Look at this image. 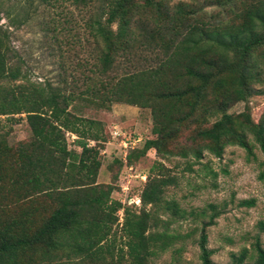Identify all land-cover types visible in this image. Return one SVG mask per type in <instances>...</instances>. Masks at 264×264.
Listing matches in <instances>:
<instances>
[{
	"label": "trees",
	"instance_id": "1",
	"mask_svg": "<svg viewBox=\"0 0 264 264\" xmlns=\"http://www.w3.org/2000/svg\"><path fill=\"white\" fill-rule=\"evenodd\" d=\"M53 1L88 8L84 26L96 53L69 91L17 83L23 77L9 64L0 26V264H153L168 251L179 259L194 233L199 264H213L206 229L221 210L186 209L167 197L176 178L163 163H196L203 153L219 159L231 146L249 157L256 147L264 157V114L254 122L246 106L264 95V0ZM77 101L149 111L153 138L129 150L125 164L116 160L132 167L148 150L159 158L142 182L138 210L111 199L113 184L96 183L102 126L67 110ZM235 103L242 110L228 113ZM21 115L31 139L11 148L1 130ZM63 133L75 136L78 151L67 149ZM257 180L264 181V163ZM187 221L196 226L180 232ZM257 228L264 232V223ZM229 258L264 264V249L254 237Z\"/></svg>",
	"mask_w": 264,
	"mask_h": 264
},
{
	"label": "rangeland",
	"instance_id": "2",
	"mask_svg": "<svg viewBox=\"0 0 264 264\" xmlns=\"http://www.w3.org/2000/svg\"><path fill=\"white\" fill-rule=\"evenodd\" d=\"M87 17L88 8L60 1L0 0V26L7 32L12 51L9 64L18 67L23 77L17 83L28 82L40 87L49 85L61 91L74 89L72 82L80 77V65L92 62L96 53L94 42L84 26ZM71 106L67 110L72 114L94 120L102 126L105 141L99 143L101 148L97 159L100 167L96 183L113 184L116 189L112 191L111 199L138 210L139 204L135 205L133 201L138 198L142 186L140 177L147 175L159 158L153 150H148L133 162L131 171H128L116 161L121 152L118 143L110 139V132L117 129L124 133L133 142L130 152L140 149L145 140L153 138L149 111L122 103H112L107 110L87 107L79 101ZM246 106L251 119L256 122L264 114V95H252ZM242 108V103H235L227 112L236 113ZM20 118L1 130L7 132L4 138L11 148L18 142L31 139L25 116ZM72 136L63 133L66 147L78 151L73 144L76 138ZM252 153L253 157H249L242 149L231 146L224 149L219 159L203 153L196 163H192L191 158L178 157L162 162L176 178V185L166 190L167 197L186 209L200 210L213 204L221 210L214 224L206 229L207 248L211 251L213 264H231L230 254L237 253L241 248L249 249L254 237L264 249V232L257 228L259 222L264 223V181L257 180L264 157L256 147H253ZM242 201H252V205H240ZM118 211L121 216L119 221L117 217L113 226L116 244H119L117 229L122 222V208ZM179 226L180 232H186L196 224L187 221ZM195 237L194 233L185 241L179 259L174 260L168 251L153 264H199ZM242 264H251V258Z\"/></svg>",
	"mask_w": 264,
	"mask_h": 264
},
{
	"label": "built area",
	"instance_id": "3",
	"mask_svg": "<svg viewBox=\"0 0 264 264\" xmlns=\"http://www.w3.org/2000/svg\"><path fill=\"white\" fill-rule=\"evenodd\" d=\"M72 138H73V136H72ZM110 139H111V140H114V141H116V142L118 143L117 146L119 147V151L121 152V153H120V157H119V159H120V161H121L123 164H125V156H126L127 152H128L130 149H132V147H133L132 143H133V142H130V141L125 137L124 133H122L121 131H119V130H117V129L112 130V131L110 132ZM88 145H92V142L89 141V142H88ZM125 168H126L128 171H131V167H130V166H129V167H125ZM140 179H141V181L143 182L144 179H145V176L142 175V176L140 177ZM133 202L135 203V205H138V204H139V200H138V198L136 197L135 200H134ZM116 216L118 217V221H119L120 216H121V212H120V211H117V212H116Z\"/></svg>",
	"mask_w": 264,
	"mask_h": 264
}]
</instances>
